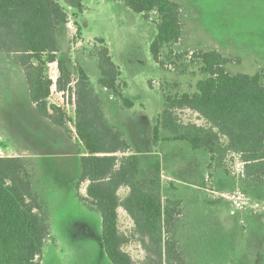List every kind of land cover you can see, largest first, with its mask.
<instances>
[{
  "label": "rangeland",
  "instance_id": "obj_1",
  "mask_svg": "<svg viewBox=\"0 0 264 264\" xmlns=\"http://www.w3.org/2000/svg\"><path fill=\"white\" fill-rule=\"evenodd\" d=\"M57 1L70 18L69 34L66 26L57 47L74 72L72 85L80 65L100 96L108 122L124 133L141 158V179L153 178L163 200L181 201L175 233L187 264H264V183L244 179L243 163L225 151V138L211 161L188 141L166 139L167 130L161 129L157 142L153 133L164 109L165 91L192 93L203 77L199 61L191 57L194 52L219 50L230 57L226 70L233 75L264 72V0H173L181 5L191 36L187 43L181 38L170 46L172 56L167 57L169 48L164 52V67L150 51L157 34L156 13L146 19L117 0ZM98 39L105 40L119 66L120 80L126 82L123 94L134 102L132 108L123 107L99 84L100 70L93 56L102 46ZM198 43L203 48H197ZM177 54L183 56L176 58ZM48 74L57 80V63L49 66ZM63 98L51 93L48 101L66 112L70 136L40 114L22 68L0 52V145L29 159L35 188L49 211L51 237L42 264H112L103 246L101 214L78 194V152L84 148L75 129V107ZM177 115L184 124L207 126L193 110H179ZM84 187H80L82 195H86ZM235 190L242 196L241 208L227 197ZM127 193L125 187L119 191L121 197ZM118 213L119 229L129 238L124 250L136 262H144L147 254L132 218L124 208Z\"/></svg>",
  "mask_w": 264,
  "mask_h": 264
},
{
  "label": "trees",
  "instance_id": "obj_2",
  "mask_svg": "<svg viewBox=\"0 0 264 264\" xmlns=\"http://www.w3.org/2000/svg\"><path fill=\"white\" fill-rule=\"evenodd\" d=\"M117 1L146 19L157 14L153 20L157 34L150 51L164 67L162 55L169 48L167 57L172 56L170 46L183 35L181 5L173 0ZM68 22L69 14L57 0H0V52L13 57L22 68L31 101L40 114L70 136L66 112L48 101L54 84L49 66L57 63V90L75 106V129L84 148L78 194L101 214L103 246L112 264H187L175 233L181 201L163 200L153 178L141 179V158L124 133L108 122L100 96L80 65H76L78 77L72 85L74 72L57 47V38L66 32ZM98 42L102 46L93 56L100 70L99 84L123 107L132 108L134 102L123 94L126 82L120 80L119 66L105 40ZM191 57L199 61L203 77L192 93L165 91L164 109L153 129L155 142L161 129L167 130L166 139L188 141L212 161L225 138V151L236 154L243 163L244 179L263 184L264 72L233 75L226 70L230 57L215 49L200 50ZM185 109L198 113L207 126L182 123L177 111ZM32 169L27 157H0V264H42L43 249L51 237L50 215L35 188ZM86 181V195H82L80 187ZM122 187L128 188L125 197L119 194ZM119 208H124L135 224L147 254L142 263L123 248L129 238L119 229Z\"/></svg>",
  "mask_w": 264,
  "mask_h": 264
},
{
  "label": "built area",
  "instance_id": "obj_3",
  "mask_svg": "<svg viewBox=\"0 0 264 264\" xmlns=\"http://www.w3.org/2000/svg\"><path fill=\"white\" fill-rule=\"evenodd\" d=\"M53 87H55V88L52 89V94L56 93L58 95H62V98H63L64 97L63 92H59L57 90L56 80H54ZM63 100H65V99L63 98ZM13 154L14 153H13V150L11 148L0 145V157L13 156ZM227 197H228V199H230L233 202L234 207L241 208V206H242V202H241L242 196H241L239 190L233 191V193L229 194Z\"/></svg>",
  "mask_w": 264,
  "mask_h": 264
},
{
  "label": "crops",
  "instance_id": "obj_4",
  "mask_svg": "<svg viewBox=\"0 0 264 264\" xmlns=\"http://www.w3.org/2000/svg\"><path fill=\"white\" fill-rule=\"evenodd\" d=\"M118 2H120V1H118ZM69 14V13H68ZM182 14H183V9H182ZM69 20H70V18H69ZM77 21V20H76ZM185 22V21H184ZM69 25H70V22L69 23H67V32H68V34H69V31H70V28H69ZM188 27H187V25H186V23H185V25H184V27H183V35H182V40H185L186 41V43H187V41L189 40V38H190V36H191V32L187 29ZM71 35H73V34H71ZM82 38V37H81ZM211 42V41H210ZM189 44V43H188ZM195 46V45H194ZM209 47H211V46H209ZM197 48H203L201 45H199V43H198V45H197ZM206 48H208V47H206ZM205 49V48H204ZM215 49V48H214ZM209 50H212V49H209ZM215 50H217V49H215ZM217 51H219V50H217ZM220 52V51H219ZM222 53V52H221ZM223 54V53H222ZM224 55V54H223ZM226 56V55H225ZM52 64H54V63H51L50 65H52ZM54 81V80H53ZM35 106V105H34ZM44 117V116H43ZM71 141V140H70ZM3 146H4V144H3ZM18 151V150H17ZM13 156H22V154H16V150L15 151H13ZM81 152L79 151L78 152V155L79 156H81ZM27 155V154H26ZM26 157V156H25ZM83 185H85V187H84V190H86L87 191V186H88V181H86V182H84L83 183ZM123 188V187H122ZM121 188V189H122ZM125 188H127V187H125ZM128 189V188H127Z\"/></svg>",
  "mask_w": 264,
  "mask_h": 264
}]
</instances>
